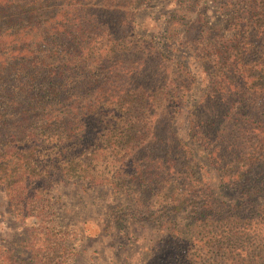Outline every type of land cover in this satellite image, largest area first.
Segmentation results:
<instances>
[{
  "label": "trees",
  "instance_id": "1",
  "mask_svg": "<svg viewBox=\"0 0 264 264\" xmlns=\"http://www.w3.org/2000/svg\"><path fill=\"white\" fill-rule=\"evenodd\" d=\"M158 1L0 0V190L19 220L0 264L74 258L54 232L63 182L118 196L112 230L151 226L145 264H264V0L171 13L165 36L202 68L199 97L137 23ZM78 221L74 238L101 239L98 219Z\"/></svg>",
  "mask_w": 264,
  "mask_h": 264
},
{
  "label": "rangeland",
  "instance_id": "2",
  "mask_svg": "<svg viewBox=\"0 0 264 264\" xmlns=\"http://www.w3.org/2000/svg\"><path fill=\"white\" fill-rule=\"evenodd\" d=\"M183 1L160 0L148 6L144 5L140 8L137 23L154 38L155 43L165 54L174 57L177 62L179 61L190 69L197 79L195 97H199L206 87L202 68L188 52L178 44L169 42L165 36V26L171 13L179 8V4ZM205 1L210 7L209 15L214 17L216 12L212 3L209 0ZM186 112L181 115L177 123L179 134L183 136L185 141L188 140ZM200 154L199 152L200 159L205 161ZM51 198V203H53L52 218L55 220L54 232L58 238L61 236L71 238L72 241L68 243L75 253L73 259L70 256L69 259H64L63 248L58 249L55 251L57 259L53 261V264L60 262V260L66 261V264H145V260L149 258L147 251L142 248H144L143 239L145 237L155 238L156 233L151 226L131 223L129 226H133L132 229H128L129 227L126 226L122 228V232L120 229L112 230L111 224L113 222L109 218V206L119 201V197L115 196L111 190L84 193L83 190L77 188L75 183L65 184L63 182L58 186L56 192L51 194ZM8 207L7 195L5 191L0 190V237L12 242L18 237L16 236L18 234L16 227L19 220H16L15 216L10 213ZM87 216L98 219L105 229L100 240L88 244L85 241L84 243L80 242V236L77 239L73 237L74 233L80 234V225L79 227L76 226L78 220ZM128 219L132 221L130 218ZM74 228L76 229L72 232ZM149 262L148 264H150Z\"/></svg>",
  "mask_w": 264,
  "mask_h": 264
}]
</instances>
